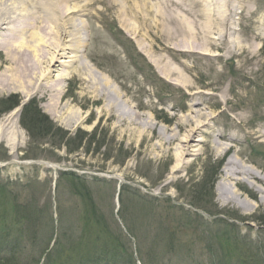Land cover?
I'll return each mask as SVG.
<instances>
[{"label": "rangeland", "instance_id": "obj_1", "mask_svg": "<svg viewBox=\"0 0 264 264\" xmlns=\"http://www.w3.org/2000/svg\"><path fill=\"white\" fill-rule=\"evenodd\" d=\"M16 1L22 8L2 1L3 15L12 20L5 24L16 26L21 17L34 21L32 31L53 45L60 40L68 45L66 30H73L68 24L61 35L55 28L70 20L61 7L86 2ZM146 1L149 10L133 16L107 7L108 2L76 12L77 20L70 23L85 20L81 32L87 43L68 68L44 62L52 54L31 38L32 31L24 36L43 63L31 75L17 68L13 53L0 43V185H8L0 201V246L3 235L15 238L32 222V233L40 235L44 228L55 238L91 218L97 228L110 231L108 240L125 231L131 249L139 246L141 253L130 264H264V225L257 222L264 213L263 194L240 183L249 197L240 206L218 190L229 157L264 176V0H174L175 6L164 4V27L146 24L161 15L159 6L152 7L158 0ZM49 6H60L61 12L48 13ZM33 15L43 16L47 25ZM138 20L144 23L134 24ZM7 33L0 28V40ZM57 58L68 62L70 57ZM48 68L59 69L50 75L49 85L60 84L56 76L66 71L63 94L55 86L40 88L44 78L39 72ZM20 76L25 83L18 81ZM28 78L33 85L26 84ZM110 96L119 105L109 112L104 106L110 110ZM11 97L20 104L12 108ZM29 104L52 128L44 124L28 130L23 113ZM16 110L15 122L4 125ZM197 110L205 119L196 118L208 124L209 144L199 145L198 154L186 156L184 167L172 172L181 154L175 135L183 138L189 130L177 123L196 116ZM220 133L227 139H220ZM79 136L85 138L81 145ZM219 143L229 150L221 154ZM27 161H48L59 169ZM21 201L48 213L28 214L17 225L15 204ZM97 247L94 258H102L105 250ZM65 248L66 258H77ZM114 250L103 256L114 258ZM146 250L159 255V262L148 258ZM46 254H41L43 260Z\"/></svg>", "mask_w": 264, "mask_h": 264}, {"label": "bare ground", "instance_id": "obj_2", "mask_svg": "<svg viewBox=\"0 0 264 264\" xmlns=\"http://www.w3.org/2000/svg\"><path fill=\"white\" fill-rule=\"evenodd\" d=\"M3 0H0V6L4 3H2ZM12 3H9L11 5L12 9H16V6L18 5L16 2V0H10ZM15 1V2H14ZM78 1V0H77ZM109 0H86L85 3L83 4H78L75 3L74 5H70L68 3H66L65 7H61V11L65 13L64 16L66 15H70V20L64 23H58L55 25V28H58V33H60L61 35H63V27L67 29V25L70 24L73 28L72 31H69V29L66 30V34H68L66 37H70V39L68 40V45L65 44L64 41H58L55 42V44H50L48 43V41H44V37L40 35V33H38L37 30L32 31V25L34 24V21H30L29 23L27 22V19L24 17H21L20 19H16V26L14 25L13 27L10 25L5 24L6 21H8L9 19L5 18V16L3 15L5 13V10L3 8L0 9V28H4L6 29L7 36L4 40H0V43H2L7 49H9L10 53H13L12 56V60L14 61L15 65H17V68H23V70L29 74H30V70L34 68V66L38 65L39 67L41 66V64L43 63L42 59L40 58V53H38L37 49L35 48V45H32L30 43V41H28V39L24 36L26 33H28V31H32L31 33V38H34L37 41H41L43 42L44 45H47L45 49H48L47 52H51L52 55H49L46 60H44V62L46 64H52L55 65L56 63H58L59 67L61 68H65L70 65H72V63L74 64L75 62H77L79 54H84L83 52L85 51L86 48V43H87V38L85 35H83V33L81 32L82 27L84 26V19L80 17V24H76L75 22L70 23V21H76L77 19H73L77 14H75L76 12H82L83 10H85V6L87 5V8H93L94 5L97 2H108ZM109 3V2H108ZM159 3V4H158ZM158 3L155 6H152L153 9H156L157 6H159V13L161 15H159L160 17H158V15L156 16L155 19H153L154 22H147L146 24L149 25H155V26H159V27H164V4L168 5V6H175V2L174 0H158ZM110 3L107 5V7H116L118 10H120L123 13H126L127 15H137V14H141V13H145L147 11V9L149 10L150 6L149 3H147L146 0H113L112 4L110 5ZM82 5V6H81ZM176 5L178 6V4L176 3ZM84 6V7H83ZM161 6V7H160ZM18 9L22 8L20 5L17 6ZM56 8H52V6L48 7V13H53V12H57L60 13V6ZM187 12V11H186ZM188 13V12H187ZM87 14V13H86ZM81 15V14H80ZM35 17V18H34ZM37 17V18H36ZM12 18V17H9ZM17 18V16H16ZM33 18L35 20L37 19H41L44 17L41 16H34ZM7 19V20H6ZM6 20V21H5ZM143 20H145L143 18ZM12 20H9L8 22H11ZM26 21V22H25ZM26 23V24H23ZM36 22V21H35ZM45 24L47 23L46 20L44 19ZM44 22L38 26L40 27V31L43 30V24ZM143 22V21H141ZM139 20L137 22H135L134 24L137 23V25L142 24ZM51 23L53 24L54 22L51 21ZM144 23V22H143ZM3 24H5L4 26H2ZM47 25V24H46ZM131 25V24H129ZM133 28V27H132ZM44 32V31H43ZM57 33V35H58ZM16 35H19L20 37H17L18 39H16ZM2 41V42H1ZM1 46V45H0ZM43 50V49H42ZM67 54H69L70 56H66ZM57 55L61 56V58L63 57H70L67 58L69 59L68 62H66L65 60H60L57 58ZM34 59H35V63H34ZM27 60V61H26ZM66 63H68V65H66ZM60 68V69H61ZM59 69L56 70H50L45 69L43 71H41V73L39 72V76L42 75L44 80L42 81V83L40 84V88L42 90H52V88H56L58 92H60L61 94L64 93V83L66 82V71L63 73H58V75L56 76V80L60 82V84H51L49 77L50 75L54 72V71H58ZM37 74L36 71H33V75ZM23 74H21L22 76ZM17 77L18 81L21 83V80L25 83V80L23 78ZM31 84L33 85V80L30 78H28L27 83L26 84ZM9 85V84H7ZM110 101H109V105L111 104V108L109 110V108L106 106H104V109H107L109 112L113 111V108H115L116 106H118L119 104L113 99L112 96L109 97ZM117 103V105H116ZM198 104V103H196ZM197 107V106H196ZM196 116H189V118L187 119V121L185 122H178L177 125L182 126V127H189V130L186 131V133L184 134L183 138H179L178 136L175 135L176 140H179L181 145H179V149L181 150V154H180V161L173 167L172 172H175L179 169H181L182 167H184L185 163L187 161L184 160V158H186V156L188 155H194V154H198L197 152H199L198 146L199 145H207L209 144L208 140L205 139L206 136H210V131L206 128L207 127V123L205 120H198L196 117H198L199 119H201V117H203L204 115L202 114V112L200 110L196 111ZM19 114V110L14 111L13 113H11L8 117L6 122L4 123V125H6L7 123H12L15 118L18 116ZM205 117V116H204ZM203 117V118H204ZM205 119V118H204ZM15 122V121H14ZM13 122V123H14ZM220 139H227V135H225L224 133H220L218 134ZM203 148V147H201ZM229 150V147H225L223 146L222 143H219V152L222 154L224 152H227ZM20 164V163H19ZM44 165V167H56L55 164L48 162V163H42ZM223 179L221 180V182L218 185V190L220 192V194H224L227 195L229 197L233 196V202L242 206L244 205V201H249V197H247L245 194L242 193L241 188L239 187V184L242 182H247L249 184V186H251L252 188H254L256 191H258L259 193H262V200L264 201V187L262 186V182L264 180V176H261V174L256 170L255 167L251 166V165H246V164H241L240 160H236L233 157H229V159L227 160V162L225 163V166L223 167ZM257 182H261L257 183ZM229 186H231V190L229 189Z\"/></svg>", "mask_w": 264, "mask_h": 264}, {"label": "trees", "instance_id": "obj_3", "mask_svg": "<svg viewBox=\"0 0 264 264\" xmlns=\"http://www.w3.org/2000/svg\"><path fill=\"white\" fill-rule=\"evenodd\" d=\"M15 99L16 97L9 98V100H15ZM1 102L5 103V101H1ZM18 104H20V101L15 100L11 105V107L13 108ZM31 105L32 104L27 105L24 108V113H23L25 126L28 128V130L35 128L38 125L43 126L44 124L47 125L46 128H52V124L49 123L50 121L49 122L47 121L48 118L39 117L41 114L38 113L36 110H33ZM39 128L37 129L35 128V130H38ZM42 132H44V130ZM84 139L85 138L79 136L77 138L78 141L77 143L81 145ZM220 163L221 162H219L218 164L220 165ZM203 183L205 184V181ZM208 183L212 184L211 179H209ZM206 186L207 185H205L204 187ZM7 187L8 185H0V189H1L0 201H3L5 199L6 194L4 195V192L7 190ZM196 188L198 187H195V189ZM203 192L205 191L203 190ZM15 205L18 206L17 208L18 210H15L17 217L16 219L17 225L24 224L23 222L28 214L37 213L38 215L43 216L48 213V210L47 212H44L43 209L41 208L37 209V207L34 208V210H32L33 209V207H31L33 205L32 202L25 204V202L22 203L21 201V202H16ZM88 208H89L88 211L91 212L92 205L88 206ZM181 209L186 211L189 215L194 214L197 217H201L198 212H193L191 210L186 209L185 207H182ZM201 209L204 208L202 207ZM234 217L237 219L239 216L235 215ZM263 217H264V213L262 215V218L257 220V222L261 225H264ZM90 219L91 218L83 219L86 221V223L83 222L84 226L78 228H72L71 230H67L68 233H66L65 231L64 234H61V236H57L55 238V243L51 251H50V245L52 240L54 239V236L50 234V231L48 229L46 230L44 228L40 229V235L37 233L35 234L32 233V228L29 227L33 226L32 225L33 222L30 225H26V227L22 230L24 232L19 233L15 238L14 235L12 237L9 235H3L4 242L2 244V247L0 246V264H40L44 257V255L41 257L42 253L45 254L47 253L46 259L43 264H102L105 261L106 264H130V259L133 260V256H134V251L131 249L132 247L131 239H129V237H127L126 234H123V232L118 230L119 233L117 232L114 235V240L110 241L108 240V238L111 236L109 235L110 231L105 228H101V229L99 227L97 228L98 222L93 223L94 221ZM64 228H61L60 230ZM43 236L46 238V242L42 241L41 237ZM74 236H76V238H74ZM28 241L31 242L27 243ZM140 241L141 239L139 240L138 245L141 244ZM125 245H129V250L127 249L125 250L124 248ZM66 246L69 247V250L71 252L77 254V258H73L71 255L69 258H66L64 256V254L62 253V249L65 248ZM97 246H100L102 251L105 250L103 255L105 253H110L111 249H115L114 250L116 252L115 257L113 258V257H106L101 255L102 258L101 257L94 258L95 256H98L97 254L98 252H96V249L98 248ZM137 247H138V252L141 253L139 251V246ZM6 248L8 249L11 248L10 252L7 251ZM5 251L8 252L9 254H7ZM16 251H20L19 258L16 256ZM66 251L68 250L66 249ZM146 251H148L146 255L148 258H152L155 263L156 261L157 263L159 262V258H160L159 255L150 253L149 250ZM1 253L4 255V257L1 256ZM21 253H22V257H21Z\"/></svg>", "mask_w": 264, "mask_h": 264}]
</instances>
